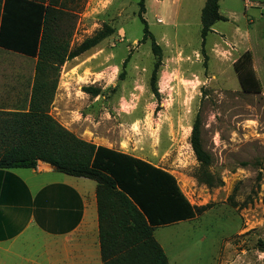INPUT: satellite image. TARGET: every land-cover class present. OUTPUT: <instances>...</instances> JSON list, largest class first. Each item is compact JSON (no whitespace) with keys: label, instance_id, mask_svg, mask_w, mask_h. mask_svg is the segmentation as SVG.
I'll return each mask as SVG.
<instances>
[{"label":"rangeland","instance_id":"obj_1","mask_svg":"<svg viewBox=\"0 0 264 264\" xmlns=\"http://www.w3.org/2000/svg\"><path fill=\"white\" fill-rule=\"evenodd\" d=\"M138 1L51 0L65 13L59 23L64 38L70 32L69 49L105 25L112 32L62 64L61 86L49 112L67 120L72 111L101 120L106 138L170 172L191 204H210L191 219L155 227L153 236L168 264H264L258 245L259 240L264 243V3L219 0V12L227 20L213 25L216 31L208 33L202 47L204 0H144L142 15L160 47L155 92L151 76L157 56L151 39L142 40ZM14 55L3 61L10 74L27 67L20 58L24 55ZM242 60L253 72V88L241 85L239 72L246 66L241 64L239 72L235 66ZM87 85L99 87L100 93H85ZM197 114L202 146L211 156L205 170L220 185L197 180L203 169L190 145ZM30 238L12 244L6 264L52 260L47 259L45 240Z\"/></svg>","mask_w":264,"mask_h":264},{"label":"trees","instance_id":"obj_2","mask_svg":"<svg viewBox=\"0 0 264 264\" xmlns=\"http://www.w3.org/2000/svg\"><path fill=\"white\" fill-rule=\"evenodd\" d=\"M218 1L205 0L201 8L202 47L212 25L225 20ZM138 5L142 40L151 39L152 51L157 56L151 76L156 92L160 47L142 15L144 0H139ZM63 14L51 0H0V47L35 58L27 110H0V168H34L41 160L59 172L94 180L101 264H168L166 253L153 236L154 228L191 219L210 204H191L167 170L134 155L81 139L50 114L62 64L112 32L105 25L76 48L69 49L70 32H65L64 38L59 23ZM127 60L128 55L122 67ZM241 64L246 70L240 73ZM248 64L242 60L235 66L243 88L256 86L249 78L253 72ZM82 90L92 97L100 93V88L93 85ZM200 122L197 114L190 133L192 151L203 169L197 180L209 187L220 185L221 180L205 170L211 156L202 146ZM258 245L264 250L263 242L259 240Z\"/></svg>","mask_w":264,"mask_h":264},{"label":"crops","instance_id":"obj_3","mask_svg":"<svg viewBox=\"0 0 264 264\" xmlns=\"http://www.w3.org/2000/svg\"><path fill=\"white\" fill-rule=\"evenodd\" d=\"M154 1L161 2H149ZM213 25L211 32L216 31ZM244 37L250 43L254 41L247 33ZM14 53L21 54L0 47V110L28 108L35 58L21 54L24 56L20 58L27 62L26 69L10 74L3 61L15 56ZM60 86L59 83L57 87ZM72 112L69 120L54 118L81 139L128 153L104 136V122ZM18 168H0V264H6L5 257L12 252V244L26 235L45 240L47 259L49 256L52 259L47 264H101L96 182L59 172L41 160L27 171Z\"/></svg>","mask_w":264,"mask_h":264},{"label":"bare ground","instance_id":"obj_4","mask_svg":"<svg viewBox=\"0 0 264 264\" xmlns=\"http://www.w3.org/2000/svg\"><path fill=\"white\" fill-rule=\"evenodd\" d=\"M164 4H166V5H167V2H164ZM164 4H163V6H164ZM166 5H165V8L167 7ZM168 6H169V5H168ZM171 14H172V13L170 12V15H171Z\"/></svg>","mask_w":264,"mask_h":264}]
</instances>
